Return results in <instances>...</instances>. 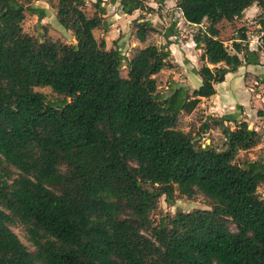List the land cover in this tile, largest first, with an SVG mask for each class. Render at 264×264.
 Here are the masks:
<instances>
[{"label":"trees","instance_id":"obj_1","mask_svg":"<svg viewBox=\"0 0 264 264\" xmlns=\"http://www.w3.org/2000/svg\"><path fill=\"white\" fill-rule=\"evenodd\" d=\"M54 1L75 44L24 32L26 13L45 17L34 0H0V264H264V158L237 161L262 135L232 115L209 116L223 147L202 148L178 128L227 74L262 66L264 0H174L188 25L206 23L192 41L212 69L191 92L170 82L166 95L155 76L170 67V41L127 58L92 41L102 21L81 19L84 0ZM119 5L126 15L146 8L143 0ZM253 5L260 42L250 50L243 31L230 51L217 26ZM134 28L139 43L155 32L148 21ZM258 81L264 88V73ZM44 87L62 100L34 90ZM198 196L210 209L150 218L161 197L172 206Z\"/></svg>","mask_w":264,"mask_h":264},{"label":"rangeland","instance_id":"obj_2","mask_svg":"<svg viewBox=\"0 0 264 264\" xmlns=\"http://www.w3.org/2000/svg\"><path fill=\"white\" fill-rule=\"evenodd\" d=\"M112 0H101L100 8L104 10L103 13L99 12V9L95 6L96 0H84L83 6L78 11L82 20L89 19L94 15H98L102 21L101 25L89 33L90 38L99 46L103 41L106 50L119 49L127 58H131L138 48H143L147 45H154L162 47L166 45L168 41L175 45L173 49V55L169 57V68L164 69L155 76L158 84L159 91L163 94H167V86L170 82H174L176 86L184 87L189 92L198 87L201 82L200 75H208L211 73L212 67L204 66L199 61L198 51H195L194 44L192 43V37L197 33L198 29L204 28L206 23L201 26H188L182 19L180 11L175 7V1L166 2L164 4L159 3L158 0H143L146 7L142 11H134L132 15L123 14L119 5V0H115L116 3H112ZM54 0H34L33 7H43L45 10V17L38 21L35 15L30 13L25 14V19L22 23V28L25 33L41 40L43 37L50 38L52 41H56L62 44H75V39L70 31L64 30L57 22L56 9ZM261 11L256 6L252 9H248L244 12L243 17L233 22H222L217 26L219 30V37L223 40L224 44L231 51V43L233 39L238 38L240 32L245 33L249 44L253 47H257L258 27L256 24L258 16ZM142 20L150 22L155 32L150 34L145 43L136 44L134 38L135 28L134 21ZM136 44V46H135ZM168 46V50H169ZM262 57L263 65L254 73L241 72L239 79L248 91H252L251 95L254 97L256 94L259 97L255 98V102L249 105L245 98H248V94L237 89V84L230 79L227 80L233 91L232 100H236V104L233 105L231 111L228 110L227 115L237 117V112L240 107L247 111L245 112V118L254 121V126L258 128V132L262 135L261 142L253 149L247 152H240L237 156V161L242 162L245 160H257L264 158V121L263 119H257L256 115L259 111L264 117V88L258 83V77L264 73V52L260 54ZM233 74V73H232ZM121 77L127 76V70L125 67L120 69ZM258 83V84H255ZM37 92L45 95L47 101L55 103L62 100V96H59L51 91L50 88H35ZM235 93V94H234ZM243 104V105H241ZM212 107L210 100H200L196 107L190 113H184L179 119L178 128L184 133H188L193 143L198 147H213L221 149L223 147V136L221 130L214 126L209 121V110ZM250 107L252 111L249 112ZM257 112H256V110ZM243 112V111H241ZM215 113H218L216 111ZM208 123L210 128L207 130L202 129V125ZM232 128V125H228ZM64 170V167L61 168ZM258 193L261 198L264 199V185L258 188ZM210 209L207 201L198 196L194 200H187L184 197H179L175 200L172 206L168 205L163 197L158 201L157 208L151 213L150 218L153 223H157L158 220L167 215H173L176 212H191L194 210H208ZM231 230H234L233 226H230ZM11 230L16 234L21 243L27 248L29 252H34V248L27 239L26 233L20 226H13Z\"/></svg>","mask_w":264,"mask_h":264},{"label":"crops","instance_id":"obj_3","mask_svg":"<svg viewBox=\"0 0 264 264\" xmlns=\"http://www.w3.org/2000/svg\"><path fill=\"white\" fill-rule=\"evenodd\" d=\"M167 3L168 2H171V0L170 1H166ZM166 2H164V3H166ZM164 3H162V4H164ZM253 6H255V5H253ZM253 6H251L250 8H248V9H252L253 8ZM36 8H38V7H36ZM40 9H44L43 7H39ZM248 9H246L245 11H247ZM45 11V10H44ZM244 11V12H245ZM181 14V13H180ZM259 15V14H258ZM183 19V18H182ZM184 20V19H183ZM185 22V21H184ZM187 24V23H186ZM188 25V24H187ZM188 26H191V25H188ZM193 26V25H192ZM134 38H135V36H134ZM136 39V38H135ZM257 39H258V41H257V45H258V43L260 42V38H258L257 37ZM192 43H193V41H192ZM136 44H139V42L136 40ZM136 44H135V46H136ZM174 47H175V45L174 44H172L171 42H170V44H169V51H170V54H172L173 55V49H174ZM138 49H140V48H138ZM249 49L250 50H255L256 48H253L250 44H249ZM195 51H198V53H200V51L199 50H196L195 49ZM263 53V52H262ZM262 57H260V62H261V64L263 65V63H262V59H261ZM209 67H212V66H210L209 65ZM261 66H252V65H246V66H242V67H240L239 69H238V71L236 72V73H229V74H227L226 76H225V79H224V81L222 82V83H220V84H217V85H215V95H213L212 97H210V98H208V99H205V98H203L202 100H210V102H212V107L210 108L211 110H209V114H213L212 116L213 117H221V116H223V115H227V112H228V110L229 111H231L232 110V108H233V105H235L236 104V100H232V95H233V92H235V91H233V89H232V87H231V85L229 84L228 85V82L229 81H227V80H231V81H234V83H236L237 82V84L235 85L236 87H237V89L238 88H240L241 90H244V92H246L247 94H248V98H245V101H247V103H249V105H251V104H253V100H254V103H259L260 104V102L259 101H256L255 102V98L256 97H259V95L258 94H256L254 97L251 95V92L252 91H248V89H246V87H245V84L243 85L242 83H241V81H239V79H243V77H241V72H248V73H250V74H252V73H254L255 74V72L260 68ZM264 68V67H263ZM255 84H257V83H255ZM200 85V84H199ZM198 85V86H199ZM261 87H263V86H261ZM236 93V92H235ZM234 93V94H235ZM241 105H243V104H241ZM244 108L242 109V107H240V109H238L237 110V112L239 113V115L237 116V117H235V119H236V121L237 122H246L248 125H249V127L250 128H252V129H254V130H256V131H258V128L256 127V126H254V123L253 122H255L256 121V119H254V121L252 120V122L250 121V120H248V119H246L244 116V114H245V112H246V114H247V111L245 110V112H244ZM256 110V109H255ZM216 111H218V113H215ZM241 111H243V112H241ZM249 112H251L252 111V107H250V110H248ZM256 112H257V110H256ZM256 115H258L259 117L257 118V119H260V120H262L263 119V121H264V117L262 116V114L261 113H257ZM257 122V121H256Z\"/></svg>","mask_w":264,"mask_h":264},{"label":"built area","instance_id":"obj_4","mask_svg":"<svg viewBox=\"0 0 264 264\" xmlns=\"http://www.w3.org/2000/svg\"><path fill=\"white\" fill-rule=\"evenodd\" d=\"M186 23V22H185Z\"/></svg>","mask_w":264,"mask_h":264}]
</instances>
